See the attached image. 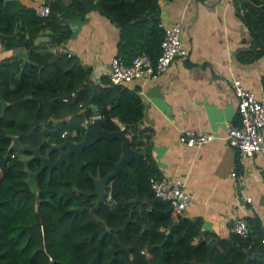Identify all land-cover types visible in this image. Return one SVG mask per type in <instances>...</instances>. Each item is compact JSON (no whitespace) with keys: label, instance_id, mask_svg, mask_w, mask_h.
Returning a JSON list of instances; mask_svg holds the SVG:
<instances>
[{"label":"trees","instance_id":"trees-1","mask_svg":"<svg viewBox=\"0 0 264 264\" xmlns=\"http://www.w3.org/2000/svg\"><path fill=\"white\" fill-rule=\"evenodd\" d=\"M162 1L48 0V13L39 17L29 0H0L1 46L27 53L24 60H0V101L6 103L0 116V264H264L258 215L243 218L245 237L231 231L222 237L202 231L199 218L183 217L153 195L149 178L160 174L150 154L152 131L139 124L143 106L136 87L110 85L105 77L94 83L90 69L60 48L71 35L70 21L96 11L118 30L114 56L125 63L138 54L154 60L163 35ZM233 4L235 13L242 10L237 16L248 35L235 59L250 64L264 56V0ZM259 81L264 92V72ZM94 115L104 130L125 129L128 146L139 152L127 164L139 200L128 172H118L95 202L93 179L110 172L120 155L115 138L85 146L82 162L70 154L59 168L42 169L36 188L29 189L27 171L40 162H25L27 149L8 150L9 136L54 160L57 151L50 146L64 137L79 141ZM238 123L235 113L232 124Z\"/></svg>","mask_w":264,"mask_h":264},{"label":"crops","instance_id":"crops-1","mask_svg":"<svg viewBox=\"0 0 264 264\" xmlns=\"http://www.w3.org/2000/svg\"><path fill=\"white\" fill-rule=\"evenodd\" d=\"M29 1L33 8L48 0ZM159 8L162 24H180L186 55L173 59L155 78L134 79L125 86L136 87L143 106L139 124L152 131L150 154L159 174L182 180L190 193L181 215L199 218L202 231L225 237L229 220L259 215L264 208V155L255 153L241 162L224 138L235 115L230 79L239 78L258 97L264 56L250 64L235 59V53L247 46L248 35L233 0H163ZM69 24L71 35L60 48L88 67L91 80L99 84L115 55L118 30L96 11ZM12 57L24 60L27 53L0 44V60ZM17 77L10 82L12 89ZM180 126L210 132L215 138L187 147L177 141Z\"/></svg>","mask_w":264,"mask_h":264},{"label":"built area","instance_id":"built-area-1","mask_svg":"<svg viewBox=\"0 0 264 264\" xmlns=\"http://www.w3.org/2000/svg\"><path fill=\"white\" fill-rule=\"evenodd\" d=\"M33 10L39 17H44L48 13V7L45 4L34 6ZM236 13L242 14V10L238 9ZM159 26L162 28L163 35L159 43L160 51L155 59L152 60L145 54H138L125 63L120 57L112 56L109 60V71L104 76L110 85L125 86L127 82L134 79L151 80L165 72L173 59L185 57L186 48L182 40L180 24L160 22ZM230 86L239 123L230 124L224 138L230 146L234 147L239 161L242 162L255 153L264 155V92L262 91L257 97L250 89L243 86L237 77L230 79ZM214 138V134L210 132L192 130L186 126L178 128L177 141L187 147H198ZM234 174L235 171L230 172L231 176ZM149 187L155 197L168 201L171 209L178 214L184 211L191 200L190 193L180 179L170 180L163 175L150 177ZM106 197L109 198V193ZM244 201L248 203L250 198L244 197ZM258 216L261 221H264V208ZM243 218L229 220V231L245 237L248 228ZM261 242L264 243V236Z\"/></svg>","mask_w":264,"mask_h":264},{"label":"water","instance_id":"water-1","mask_svg":"<svg viewBox=\"0 0 264 264\" xmlns=\"http://www.w3.org/2000/svg\"><path fill=\"white\" fill-rule=\"evenodd\" d=\"M39 39L40 37L37 38V40ZM5 106H6V103L3 101H0V116L3 113V109ZM124 132H125V129L123 128L120 130H116V131L104 130L102 127L101 118L96 116L86 123L83 136L79 141L73 142L69 140L67 137H64L61 143L52 144L50 146V149L57 151V156L54 160H50L47 156L41 155L39 153L38 147L32 148L28 145H21V143L18 140V137L14 135L9 136L11 142L8 147V150L21 149V148L27 149L30 151L31 155L28 159L25 160V162L31 159L39 160L40 165L35 171H27L26 182L28 184L29 189H33V188H36L34 177L42 169L47 168L48 170H51L52 168H59L63 162L67 163L69 161L70 154H74L76 158L80 162H82L81 150L85 146H88L89 144L101 138L118 139L120 141V155L117 161L113 163V166L110 172H108L101 178L93 179V184H94L93 193L96 196L95 202L97 203L100 201L103 195V184L111 180V178L114 177L118 172H128L127 164L133 158H136L139 156V152L131 149L128 146V141H127V138ZM128 174L135 186L136 195H135L134 201H138L140 198L139 192H138V183L135 177L132 175V173L128 172ZM37 194H39L38 190H37Z\"/></svg>","mask_w":264,"mask_h":264}]
</instances>
